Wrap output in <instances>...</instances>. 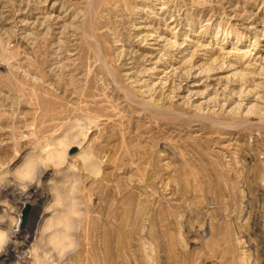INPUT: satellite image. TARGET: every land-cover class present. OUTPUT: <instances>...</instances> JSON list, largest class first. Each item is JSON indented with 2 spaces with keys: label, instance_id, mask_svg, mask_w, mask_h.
Here are the masks:
<instances>
[{
  "label": "rangeland",
  "instance_id": "obj_1",
  "mask_svg": "<svg viewBox=\"0 0 264 264\" xmlns=\"http://www.w3.org/2000/svg\"><path fill=\"white\" fill-rule=\"evenodd\" d=\"M10 242L8 264H264V0H0Z\"/></svg>",
  "mask_w": 264,
  "mask_h": 264
},
{
  "label": "bare ground",
  "instance_id": "obj_2",
  "mask_svg": "<svg viewBox=\"0 0 264 264\" xmlns=\"http://www.w3.org/2000/svg\"><path fill=\"white\" fill-rule=\"evenodd\" d=\"M27 192L24 193H19L16 196H12V200H26L25 202L27 203H34V202H39V200L41 199V194L40 193H36V190H26ZM22 192V191H21ZM48 194V193H47ZM35 196V197H34ZM43 197V196H42ZM23 201V202H24ZM30 205V204H29ZM11 211V210H10ZM129 214V212H127ZM21 214V213H20ZM21 216V215H20ZM110 233H112L115 237L118 236V227H114V229H109ZM22 232V231H21ZM12 233V232H11ZM20 233V232H19ZM12 235V234H11ZM12 242V241H11ZM8 243V245L5 247V249H3V251L0 252V264H8V258L12 255L15 254V251L20 250V246L14 245L13 243ZM21 243V242H20ZM24 243V242H23ZM16 244V243H15ZM23 256V255H22ZM19 257V256H18ZM27 259V257H26ZM25 259V260H26Z\"/></svg>",
  "mask_w": 264,
  "mask_h": 264
},
{
  "label": "water",
  "instance_id": "obj_3",
  "mask_svg": "<svg viewBox=\"0 0 264 264\" xmlns=\"http://www.w3.org/2000/svg\"><path fill=\"white\" fill-rule=\"evenodd\" d=\"M29 211H30V206L29 204H26L22 211V225H24L25 222L27 221Z\"/></svg>",
  "mask_w": 264,
  "mask_h": 264
}]
</instances>
